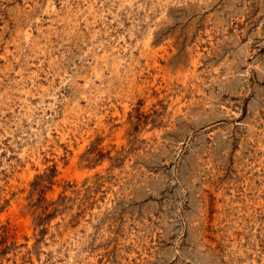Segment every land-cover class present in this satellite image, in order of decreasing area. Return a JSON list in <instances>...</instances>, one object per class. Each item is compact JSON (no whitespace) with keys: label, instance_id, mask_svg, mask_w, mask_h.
Returning a JSON list of instances; mask_svg holds the SVG:
<instances>
[{"label":"rangeland","instance_id":"1","mask_svg":"<svg viewBox=\"0 0 264 264\" xmlns=\"http://www.w3.org/2000/svg\"><path fill=\"white\" fill-rule=\"evenodd\" d=\"M0 264H264V0H0Z\"/></svg>","mask_w":264,"mask_h":264},{"label":"bare ground","instance_id":"2","mask_svg":"<svg viewBox=\"0 0 264 264\" xmlns=\"http://www.w3.org/2000/svg\"><path fill=\"white\" fill-rule=\"evenodd\" d=\"M27 35V37L30 35H28V34H26ZM150 35V34H149ZM148 37V36H147ZM148 39V38H147ZM150 40V39H149ZM150 45V44H149ZM150 47V46H149ZM196 58V57H195ZM196 62V61H195ZM195 62H194V65H195ZM192 65V64H191ZM12 68V67H11ZM168 73V72H167ZM3 92V91H2Z\"/></svg>","mask_w":264,"mask_h":264}]
</instances>
